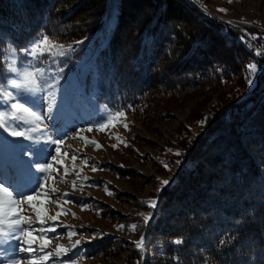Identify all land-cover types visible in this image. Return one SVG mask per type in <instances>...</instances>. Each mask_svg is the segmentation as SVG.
I'll return each instance as SVG.
<instances>
[{"label":"trees","instance_id":"trees-1","mask_svg":"<svg viewBox=\"0 0 264 264\" xmlns=\"http://www.w3.org/2000/svg\"><path fill=\"white\" fill-rule=\"evenodd\" d=\"M38 33L73 45L64 63L82 60L81 86L95 103L156 119L163 99L232 81L246 88L252 58L242 31L210 21L190 0H0V52L25 48ZM255 86L226 98L193 143L176 136L185 155H173L182 163L144 230V264H264V72ZM123 244L109 234L80 252L103 258ZM139 260L132 245L124 264Z\"/></svg>","mask_w":264,"mask_h":264},{"label":"snow or ice","instance_id":"snow-or-ice-1","mask_svg":"<svg viewBox=\"0 0 264 264\" xmlns=\"http://www.w3.org/2000/svg\"><path fill=\"white\" fill-rule=\"evenodd\" d=\"M228 2L232 3L233 0ZM202 10L205 14H210L206 6H202ZM217 10L227 13L225 8ZM227 23L230 26L234 24L233 21ZM238 40L252 53V58L244 65L243 77L246 87L251 89L255 86L256 76L264 67L260 64V60L264 59V47L257 43L264 41V35L242 31ZM74 50L73 45L60 43L51 34L38 33L27 47L19 49V52L30 58V67L21 69L18 66L20 61L15 47L0 52V64L4 65V75L0 79V101L6 105L0 110V264H77L80 258L78 253L83 244L106 235L94 232L89 240L81 238L73 241L72 237L78 235L73 230L75 226L63 224L59 220L62 214L67 215L68 212L57 201L62 200L65 204L74 203L69 197L81 190L77 188L76 179L72 181L65 179V176L69 175L64 164L68 150L65 149L62 153L61 147L68 138L67 126L74 120L78 91L65 77L64 66L57 65L53 70L38 67L37 63L43 65L50 60L51 64L56 65L59 58L68 56ZM57 97L59 101L54 102ZM45 100L49 101L46 105L41 103ZM128 110H132L131 106H127V109H106L103 118L93 122L87 131L91 132L93 127L103 131L106 124L114 127L113 121L126 120ZM210 120L211 116H204L197 124L203 130ZM123 127L129 130L130 124L125 122ZM83 131L84 129H79L72 138L83 140L86 146L94 145L96 150L103 147L97 141L81 136L80 133ZM117 139L125 147L128 146L123 138ZM195 139L196 136H193L188 143H193ZM49 147L51 151H48ZM111 147L115 149L117 144H112ZM168 151L172 152V149ZM173 155L183 157L185 153L177 150ZM78 158L82 159L86 166H90L93 172L100 170L99 164L94 160L89 164L90 158L86 153H73L71 156L73 162ZM161 163L165 170H170L169 163L163 161ZM174 163L176 167H180L182 161L177 160ZM61 167L63 175H60ZM73 174L77 179L81 178V172L76 170L75 164ZM82 179L88 181L90 178L85 175ZM157 179L159 185L155 190V197L141 201L149 209L148 212L138 213L145 229L155 219L162 194L174 183V177ZM50 181L57 184L70 183L73 191H60L59 188L53 187ZM105 191L112 195L107 185ZM45 203H51L60 210L51 215L44 208ZM79 206L82 210L88 207L83 204ZM72 215L75 216L74 213ZM60 227H64L66 232L56 235ZM116 227L119 231L127 230L129 233L140 231L138 223L128 226L120 224ZM65 236L69 244L57 242L54 248L51 246L53 241H59ZM183 242L179 238L173 241L177 245ZM131 243L140 254L137 264H144L149 244L146 232H141L140 238ZM226 243L224 239L219 241L220 245Z\"/></svg>","mask_w":264,"mask_h":264},{"label":"rangeland","instance_id":"rangeland-1","mask_svg":"<svg viewBox=\"0 0 264 264\" xmlns=\"http://www.w3.org/2000/svg\"><path fill=\"white\" fill-rule=\"evenodd\" d=\"M190 1L196 4L202 12V6H206L210 14L203 13L210 21L224 25H229L227 22L233 21L234 24L229 26L240 31H264V0H233L232 3H229L228 0ZM218 8L227 9V13L219 12ZM9 47L11 46H7V48ZM17 56L20 61L18 66L21 69L31 66L29 63L30 58L19 52V50L17 51ZM66 57L59 58L56 65L51 64L50 60L43 65L37 63L38 67L52 68L53 70L57 65L64 66L65 77L71 81L74 88L78 91L76 97L78 103L73 114L74 120L67 126L68 138L61 147L62 153L63 150H68V156L65 158L64 164L68 168L69 175L65 176V179L68 181L76 179L77 188L81 190L76 191L74 195L69 197L74 203L65 204L62 200L57 201L68 212L67 215L62 214L59 220L63 224L75 226L73 230L78 235L72 237L73 241L81 238L89 240L94 232L117 235L121 241H124L122 250L113 256L88 258L79 252L80 258L77 264H124V260L132 248L131 241L138 240L140 233L145 230L138 213H146L149 209L141 201L151 199L155 195V190L159 185L157 177L169 179L175 175L178 169L174 162L180 158H174L173 156V152L177 151L176 147L173 146L176 136L178 134H181V136L200 135L206 127L202 130L197 124L198 120L204 116H212L221 107L222 102L226 98L245 97L256 86L251 89L243 88L235 85L232 81L223 87L217 86L204 89L200 93H192L179 98L163 99L165 104L155 110L160 112V119L142 116V111L140 113L127 112L126 120L113 121L114 127L106 124L103 131L93 127V130L88 132L87 128L93 122L100 121L108 108L95 103L91 96L84 93L80 76V73L84 71L82 60L65 64L64 59ZM261 73L262 71L260 70L258 75L260 76ZM3 75V72L0 73V79L3 78ZM7 75L10 76L11 74ZM58 101L59 97L54 102ZM41 103L46 105L49 101L45 100ZM5 107L6 105L0 101V110ZM125 122L130 124L129 130L123 127ZM45 123L50 124L51 122L45 121ZM79 129H84L80 133L81 136L93 139L103 147L100 150H96L94 145L89 144L86 146L83 140L79 138L73 139L72 137ZM117 137L123 138L128 146L125 147L123 143H120ZM22 142L27 143V141ZM112 144H117V147L115 149L112 148ZM182 145L185 144L182 143ZM169 149H172V152H169ZM48 151H51V147L48 148ZM73 153H86L90 158L89 164L94 160L99 164L100 170L93 172L91 167L86 166L80 158L73 162L71 160ZM162 161L171 165L170 170L164 169ZM73 164H75L76 170L81 172L80 179H77L73 174ZM63 174V167H61L60 175ZM117 174L120 176L118 177ZM85 175L90 178L88 181L82 179ZM50 183L53 187L59 188L60 191H73L70 183L57 184L51 181ZM106 185L112 195L106 193ZM82 204L88 205V207L82 210L79 206ZM44 208L51 215H55L60 210L51 203H45ZM73 213L75 216L72 215ZM133 223L140 225L139 232L129 233L127 230H117V225L128 226ZM81 225L84 227H81ZM65 232L66 229L60 227L56 235H61ZM57 242L65 245L69 244L66 236L59 241H53L51 246L54 248ZM20 255L26 256V254Z\"/></svg>","mask_w":264,"mask_h":264},{"label":"built area","instance_id":"built-area-1","mask_svg":"<svg viewBox=\"0 0 264 264\" xmlns=\"http://www.w3.org/2000/svg\"><path fill=\"white\" fill-rule=\"evenodd\" d=\"M251 33H256L258 35H264V31H262V32L253 31ZM257 43H258V45L264 47V41H258ZM261 63H262V66H264V59H261ZM261 71H264V67H262V70Z\"/></svg>","mask_w":264,"mask_h":264},{"label":"bare ground","instance_id":"bare-ground-1","mask_svg":"<svg viewBox=\"0 0 264 264\" xmlns=\"http://www.w3.org/2000/svg\"><path fill=\"white\" fill-rule=\"evenodd\" d=\"M257 59H259V58H257ZM261 61V60H260ZM261 65H262V63H261ZM262 70V69H261ZM262 72H264V71H262Z\"/></svg>","mask_w":264,"mask_h":264}]
</instances>
